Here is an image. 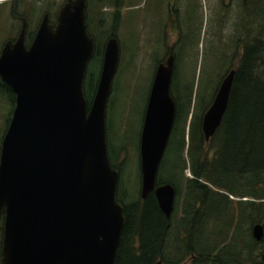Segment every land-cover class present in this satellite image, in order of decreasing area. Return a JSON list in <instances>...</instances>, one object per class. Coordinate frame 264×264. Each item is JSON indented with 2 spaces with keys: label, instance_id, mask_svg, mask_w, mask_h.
<instances>
[{
  "label": "water",
  "instance_id": "1",
  "mask_svg": "<svg viewBox=\"0 0 264 264\" xmlns=\"http://www.w3.org/2000/svg\"><path fill=\"white\" fill-rule=\"evenodd\" d=\"M86 7V0H66L55 25L44 14L28 48L23 21L0 51V81L15 95L0 147V264H115L125 218L116 200L119 172L108 156L106 108L119 45L114 37L106 41L88 106L83 83L95 47ZM174 67L172 54L157 65L139 137L140 198L153 193L167 220L176 190L156 179L176 113ZM234 76L232 69L222 79L202 117L206 142L227 111ZM263 232L255 225L253 238L260 241Z\"/></svg>",
  "mask_w": 264,
  "mask_h": 264
},
{
  "label": "trees",
  "instance_id": "2",
  "mask_svg": "<svg viewBox=\"0 0 264 264\" xmlns=\"http://www.w3.org/2000/svg\"><path fill=\"white\" fill-rule=\"evenodd\" d=\"M28 1L33 0H10L9 3L13 6V10H16ZM40 1L35 0L36 3ZM104 1L105 4L102 3ZM104 1L98 2L102 4L99 5V11L95 12L96 21L101 26L104 22L102 8L114 6L110 37L117 38L122 1ZM244 4L247 7L246 12L248 11V14L260 24L257 32H252L248 27V32L234 36L235 47L241 45L242 54L238 57L236 67L233 68L235 76L227 111L216 134L208 142L204 140L201 123L217 88L210 91L202 88L200 91V84L197 83L198 85L194 87L193 82L181 89L177 84L180 77L176 73V64L174 67L170 93L176 113L167 148L157 172L156 184H170L175 188L176 205L184 189L182 216L177 221L173 215L167 220L160 211L153 193L143 200L137 190L135 192L131 189L125 190L121 178L126 162L120 164L117 162L122 150L121 146L125 143L120 142L116 152L112 147V153L108 152L112 168L119 172L116 200L123 206L125 218L115 264H155L165 257L170 246L174 247L177 259L184 254L197 258L198 246L207 254L216 252L219 257L225 249L218 248V245L227 237V229L232 224L234 210L237 211L239 220H243L248 226L256 223L264 228V38L262 37L264 36V5L252 9L249 0H245ZM27 18L29 20L28 16ZM86 23L87 33L93 39L95 47L90 62L99 60L101 68L104 44L101 46L95 41L89 20ZM100 68L97 73L89 70L86 72L83 94L88 106L96 91ZM2 97L10 106L7 121L10 122L15 95L0 81V98ZM200 100H202L201 105H198ZM136 153L137 185H140L138 146ZM187 169L191 178L184 175ZM210 183L225 190L218 191ZM228 190H232L236 195L227 192ZM231 197L237 198L236 208L230 200ZM2 222L3 218L0 234L3 231ZM172 230L176 231L172 237L174 241L170 239ZM183 234L186 235L185 238ZM233 243L234 245L226 246L232 248L235 254L230 257L233 263L245 264L246 251L249 250L251 255L253 244L258 246L257 249L264 251V239L261 244L249 239L247 248L242 246L239 248L234 240ZM172 261L163 262L178 264L177 262L181 260ZM251 261V264H263L258 259Z\"/></svg>",
  "mask_w": 264,
  "mask_h": 264
},
{
  "label": "rangeland",
  "instance_id": "3",
  "mask_svg": "<svg viewBox=\"0 0 264 264\" xmlns=\"http://www.w3.org/2000/svg\"><path fill=\"white\" fill-rule=\"evenodd\" d=\"M9 1L0 0V51L4 43L18 36L25 15L30 20L28 31L33 32L45 13L54 15L66 0H41L39 3L33 0L17 7L16 10H13ZM101 1L104 0H87L86 11L95 41L102 46L110 37L115 7L102 8L104 22L99 26L96 13L100 9L99 5L105 4V1L98 3ZM120 1L121 18L116 31L119 63L106 108L107 143L109 154L112 153L111 147L116 152L119 143H125L122 144L117 158L119 164L126 162L121 183L125 190H137L139 194L136 147L139 144L144 112L157 65L166 60L170 50L175 59L176 73L180 77L177 81L179 88L183 89L194 82V87L197 83L200 84V91L202 88H207V91L218 89L226 74L236 67L238 57L242 54L241 45L235 47L234 36L248 32L249 28L252 32H257L260 22L246 12L245 0ZM249 1L252 9L264 5V0ZM256 12L254 14H257ZM99 68L100 61L97 59L89 62L87 66V70L95 73ZM201 102L202 100L198 105H201ZM9 111L10 106L6 100L0 98V147L7 129ZM184 175L187 178L192 177L188 169L184 171ZM215 187L218 191L224 189ZM183 191L184 189L178 198V205L175 198L172 213L175 221L182 216ZM227 192L236 195L232 190ZM231 198L236 208L237 198ZM232 212L233 221L227 229V237L220 241L218 248L234 245L233 240L239 248H247L249 239L255 240L252 229L258 224L248 226L243 220H239L236 210ZM189 230L190 228L187 231ZM206 230L208 231V228ZM175 234L176 231L172 230L170 239L173 241ZM183 236L186 237L185 234ZM255 246L253 244L251 255L249 250L246 251L244 259L248 264H251L253 259L261 260L263 251ZM174 252V247L170 246L165 257L159 260H181L177 263L195 264L190 254H184L177 259Z\"/></svg>",
  "mask_w": 264,
  "mask_h": 264
},
{
  "label": "flooded vegetation",
  "instance_id": "4",
  "mask_svg": "<svg viewBox=\"0 0 264 264\" xmlns=\"http://www.w3.org/2000/svg\"><path fill=\"white\" fill-rule=\"evenodd\" d=\"M87 1V0H86ZM57 13H58V11L51 17L48 13H45V14H47L48 15V17H49V20H50V24H53V25H55V23H56V16H57ZM43 17V16H42ZM88 17H87V15H86V19H87ZM42 19V18H41ZM41 19H40V21H41ZM23 21H25V24H26V33H25V46L28 48L29 47V45L31 44V42H32V37H33V34H35V32H36V30H37V27H38V25H39V23H40V21H39V23H38V25H37V27L35 28V30L33 31V32H29L28 31V18H27V16H24L23 17V19H22V23H23ZM86 22H87V20H86ZM87 24V23H86ZM17 38V37H16ZM16 38L15 39H13V40H10V41H12V42H14L15 40H16ZM111 38V37H110ZM30 41V42H29ZM104 51V50H103ZM169 55L171 54V51L169 50ZM168 55V56H169ZM87 74V73H86ZM85 77H86V75H85ZM85 80V79H84ZM15 106V105H14ZM13 112V111H12ZM9 120V119H8ZM7 120V121H8ZM8 125H9V122H7V127H8ZM6 127V128H7ZM7 130V129H6ZM216 134V133H215ZM138 149H139V144H138ZM139 151V150H138ZM177 195V194H176ZM232 199V198H231ZM2 218L3 217H1L0 218V224H1V220H2ZM253 230V229H252ZM263 231H264V228H263ZM253 234V233H252ZM1 235H2V231H1V234H0V259H1V241H2V237H1ZM263 239H264V232H263V236H262V238H261V240L260 241H258V243H260L261 244V242L263 241ZM257 241V240H256ZM222 247H224V246H222ZM225 250H223L222 251V254H221V256H219V257H217V254H216V252H213V253H208L207 254V252H205V251H203L202 250V248H200V246H198V249H197V251H198V254H197V258L196 257H194L193 255L191 256V259H192V261L194 262V263H196L197 262V264H237V263H233V262H231V258L230 257H232V256H234L235 254H234V252L231 250L232 248H224ZM263 253H264V251H263ZM263 253H262V255H263ZM262 255H261V261L263 262V259H262ZM245 260V263L246 264H248V262H246V259H244ZM230 261V262H229ZM263 264H264V262H263Z\"/></svg>",
  "mask_w": 264,
  "mask_h": 264
}]
</instances>
